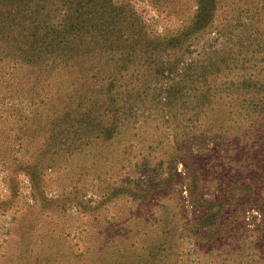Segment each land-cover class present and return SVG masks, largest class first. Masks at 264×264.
I'll return each instance as SVG.
<instances>
[{
	"label": "rangeland",
	"instance_id": "obj_1",
	"mask_svg": "<svg viewBox=\"0 0 264 264\" xmlns=\"http://www.w3.org/2000/svg\"><path fill=\"white\" fill-rule=\"evenodd\" d=\"M108 4L113 57L126 70L120 79L147 95L144 117L118 135L109 129L129 94H105L124 86L111 80L116 66L89 59L92 43H61L69 35L53 8L35 15L27 0V16L0 17V264H230L225 241L210 232L236 234L230 243H241L245 226L259 229L250 241L264 258L263 218L249 200L264 196V125L244 121L217 98L196 122L194 101L182 106L178 94L173 108L185 117L165 129L160 119L151 122L160 84L148 92L156 68L161 82L177 68L264 51V0ZM4 6L14 9L13 0ZM158 172L180 185L134 201L133 186L144 188ZM191 176L200 196L227 202L218 226L197 229L206 210L183 202Z\"/></svg>",
	"mask_w": 264,
	"mask_h": 264
},
{
	"label": "trees",
	"instance_id": "obj_2",
	"mask_svg": "<svg viewBox=\"0 0 264 264\" xmlns=\"http://www.w3.org/2000/svg\"><path fill=\"white\" fill-rule=\"evenodd\" d=\"M7 1L0 0V17L9 16L11 11H15L16 15L21 17L28 15V9L26 8L27 0H13L14 9L10 10H7L6 6H4ZM29 1L36 4L33 14L39 15L46 8H53L56 20L57 18L62 19V24L59 27H64V33L69 36L65 42L61 41V43L69 46V48H78L84 44L92 43L93 45L88 49L89 59L96 61L98 56H103L107 58L108 64L116 66L114 69H117V74L111 76V80L119 78L124 86L119 85L117 89H113L110 86L105 94L114 98L117 96V90L120 89L123 93L129 94V96L127 97V101L120 102L122 104L118 107L114 116L115 125L109 131L112 133L117 132L116 135H118V129L121 131L124 127L127 130L135 128L138 125V118L145 115L147 95L139 89L136 90L135 85L127 84L123 76L120 79V74L126 70L118 68L119 64L115 56L113 57L115 40L111 32L113 31L114 23L113 10L109 6L110 4H108L109 0H76V2H70L69 0ZM0 23L3 24L4 22L0 20ZM99 24L101 26H98ZM118 55H124V52L120 50ZM236 55L234 61L228 62L225 65L210 63L207 66L203 64L199 69L177 68L174 74L167 73V76L161 82L157 78L162 73V70L156 68L155 76L151 78L148 92L150 95H154V90L158 84H160L159 89L161 92L158 100H156V106H151L150 110L153 112L152 115H154L151 122H158V119H160L165 129L173 130L171 123L178 118L184 119L185 117L182 110H176V107L179 105H175L173 108L175 96L182 94V106L185 105L183 102L194 101L195 104L193 102L189 103L194 105L198 111L195 116L197 117L196 122L201 120L204 111L207 112L209 110V100L217 98L231 112L235 113L236 111L235 115L244 121H256L264 125V51H240ZM113 82L116 85V82ZM199 98H203L202 104H200ZM112 103L116 104V101ZM240 121L242 122V120ZM185 128L188 127L186 126ZM69 148L71 147L69 146ZM189 183L188 196L186 199L183 198V202H188L194 208H200L199 211L206 210V213L203 215L204 219L200 221L196 219L198 220L197 229L204 231L208 222L218 226L219 216L224 212L227 202L222 200L219 203L218 201L206 199V195L200 196V183L195 176H191ZM141 185L143 184L133 186V190L136 193L134 201L147 199L152 194L162 196L163 190L178 186L180 182H176V178H173V175L165 179L164 174L158 172L156 178L149 177L145 181L144 188H141ZM247 189L252 190L250 186ZM249 200L258 207V212L263 218L260 228L264 227V196L261 195L258 199H255L254 194H251ZM258 231L259 229L248 231L245 226L246 234L245 232L242 233L244 241L241 243H230L231 240L237 239L236 234H223L220 230H216L211 231L210 235L211 238L217 240L216 243L225 241L224 248L228 263L257 264L260 263L258 261H261L260 264H264L262 262L264 258L258 256L257 240L250 241L252 235L249 232L258 233ZM238 251H242V254L240 255Z\"/></svg>",
	"mask_w": 264,
	"mask_h": 264
}]
</instances>
